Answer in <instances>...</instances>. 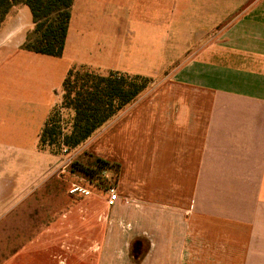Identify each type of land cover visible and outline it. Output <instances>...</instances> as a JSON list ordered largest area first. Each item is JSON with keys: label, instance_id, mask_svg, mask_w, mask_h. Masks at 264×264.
<instances>
[{"label": "crops", "instance_id": "0c3cea01", "mask_svg": "<svg viewBox=\"0 0 264 264\" xmlns=\"http://www.w3.org/2000/svg\"><path fill=\"white\" fill-rule=\"evenodd\" d=\"M27 9L0 29V264H264V0H74L55 59L22 48ZM81 66L160 85L75 149L119 165L116 204L67 191L28 238L12 219L40 215L18 205L48 178L39 135Z\"/></svg>", "mask_w": 264, "mask_h": 264}, {"label": "trees", "instance_id": "16d2710c", "mask_svg": "<svg viewBox=\"0 0 264 264\" xmlns=\"http://www.w3.org/2000/svg\"><path fill=\"white\" fill-rule=\"evenodd\" d=\"M74 0H0V29L16 6H27L34 27L27 33L22 48L35 54L63 55ZM151 78L117 71L101 74L81 66L71 69L62 83V98L50 113L39 135L40 149L55 147V152L69 153L86 142L109 120L134 102L147 88ZM63 110L71 114L63 121ZM119 165L96 158L90 170L100 172L105 166ZM140 241L133 243L136 261L142 250ZM142 245V244H141Z\"/></svg>", "mask_w": 264, "mask_h": 264}, {"label": "rangeland", "instance_id": "374dc122", "mask_svg": "<svg viewBox=\"0 0 264 264\" xmlns=\"http://www.w3.org/2000/svg\"><path fill=\"white\" fill-rule=\"evenodd\" d=\"M18 14L21 16L24 13L20 10ZM44 56L55 59L53 56L43 55V57ZM158 82V80L151 79L147 88L141 93V95L153 92L160 85ZM62 112L63 121L64 123H67L71 114L68 113L67 110H63ZM99 136V132H97L94 136L92 144L93 149H98ZM38 149L46 154L45 167H50L48 170L49 172H47L48 178H45L44 183L34 190L33 194L26 198V200L18 205V207L23 206L29 209H35L36 211L40 210V215L36 216V212L35 215H31L29 217H13L12 219V223L16 224L25 223L24 220L27 219V223L31 227L27 226L23 228L21 232L24 236H28V238H32L35 234H37V231H34V228L42 229L43 227L51 224L55 221L58 213L68 207L69 203L67 200V191L69 190L71 183H84L89 186L92 192L97 194L96 197L101 196L104 200L109 196L108 190L117 186L118 183V167L116 165L105 166L100 172H93L92 170L86 172V169L89 170L91 168L92 162L96 158H101L97 150H91L86 147L78 151H75L74 149L69 153H65L64 151L56 153L55 147L53 148L54 150H52L51 148L40 149L38 146ZM67 157L70 159L68 160ZM65 160L67 162H65ZM109 161L116 164L114 161ZM63 162H65L66 165ZM59 164L60 170H62L61 167L66 170L64 173L60 170L58 171V169L55 170V165Z\"/></svg>", "mask_w": 264, "mask_h": 264}, {"label": "built area", "instance_id": "2783aa9c", "mask_svg": "<svg viewBox=\"0 0 264 264\" xmlns=\"http://www.w3.org/2000/svg\"><path fill=\"white\" fill-rule=\"evenodd\" d=\"M108 192L109 196L107 198V205L113 207L119 200V192L116 186L110 188ZM68 193L71 196L86 198L92 195V190L82 182H73L69 187Z\"/></svg>", "mask_w": 264, "mask_h": 264}]
</instances>
